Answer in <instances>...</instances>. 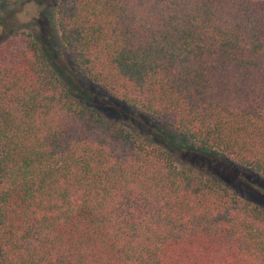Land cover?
<instances>
[{
    "label": "trees",
    "instance_id": "obj_1",
    "mask_svg": "<svg viewBox=\"0 0 264 264\" xmlns=\"http://www.w3.org/2000/svg\"><path fill=\"white\" fill-rule=\"evenodd\" d=\"M55 9L79 89L30 32L0 40V264H264V210L174 153L264 178V0Z\"/></svg>",
    "mask_w": 264,
    "mask_h": 264
},
{
    "label": "rangeland",
    "instance_id": "obj_2",
    "mask_svg": "<svg viewBox=\"0 0 264 264\" xmlns=\"http://www.w3.org/2000/svg\"><path fill=\"white\" fill-rule=\"evenodd\" d=\"M57 0H0V40H7L13 33L30 32L42 45L48 60L61 81L71 91L83 84L71 74V63L62 45L55 21ZM82 87V86H81ZM84 87H82L83 89ZM80 93V92H79ZM88 96V103L109 117L124 119V107L102 97ZM175 153L179 165L191 166L219 179L243 200L264 210V178L248 166L201 149L192 148L191 142L180 140Z\"/></svg>",
    "mask_w": 264,
    "mask_h": 264
}]
</instances>
